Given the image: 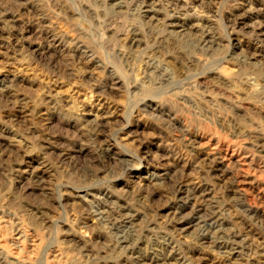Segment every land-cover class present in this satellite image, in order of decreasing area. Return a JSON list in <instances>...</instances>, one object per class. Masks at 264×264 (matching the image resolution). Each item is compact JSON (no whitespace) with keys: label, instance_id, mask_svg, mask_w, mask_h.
Here are the masks:
<instances>
[{"label":"rangeland","instance_id":"rangeland-1","mask_svg":"<svg viewBox=\"0 0 264 264\" xmlns=\"http://www.w3.org/2000/svg\"><path fill=\"white\" fill-rule=\"evenodd\" d=\"M0 249L264 264V0H0Z\"/></svg>","mask_w":264,"mask_h":264},{"label":"bare ground","instance_id":"bare-ground-1","mask_svg":"<svg viewBox=\"0 0 264 264\" xmlns=\"http://www.w3.org/2000/svg\"><path fill=\"white\" fill-rule=\"evenodd\" d=\"M18 231H19V230H18ZM18 233H19V232H18ZM18 233H17V234H18ZM21 233H22V232H21ZM22 234H23V233H22ZM24 237H25V236H24ZM22 238H23L22 235L19 233L18 236H16V238H15V239H16V242H20V243H21V242H22ZM23 240H24V239H23ZM20 243H19V244H20ZM25 243H26V242H25ZM12 244H13V242H12ZM34 244H35V243H34ZM32 245H33V244H32ZM35 245H38V243L35 244ZM14 246H15V245H14ZM38 246H39V245H38ZM15 247H17V246H15ZM22 247H23V246H22ZM31 247H32V246H31ZM7 248H8V247H7ZM0 250H1V249H0ZM20 250H21V248H20ZM25 250H26V249H25ZM5 251H6V250H5ZM11 251H12V250H11ZM4 255H5V254H4ZM16 255H17V254H16ZM6 256H7V255H6ZM7 257H8V256H7ZM14 259H15V258H14Z\"/></svg>","mask_w":264,"mask_h":264}]
</instances>
